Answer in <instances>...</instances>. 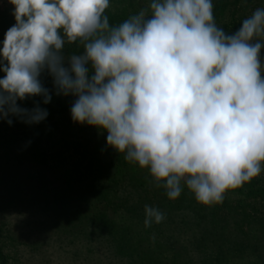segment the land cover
<instances>
[{
    "label": "clouds",
    "instance_id": "9594fccd",
    "mask_svg": "<svg viewBox=\"0 0 264 264\" xmlns=\"http://www.w3.org/2000/svg\"><path fill=\"white\" fill-rule=\"evenodd\" d=\"M15 23L0 47V120L39 124L58 96L74 123L106 132L107 146L146 170L176 200L204 206L259 176L264 164V8L228 33L212 0H151L112 25L110 0H9ZM82 47L66 55L68 45ZM144 226L164 221L144 206Z\"/></svg>",
    "mask_w": 264,
    "mask_h": 264
},
{
    "label": "rangeland",
    "instance_id": "374dc122",
    "mask_svg": "<svg viewBox=\"0 0 264 264\" xmlns=\"http://www.w3.org/2000/svg\"><path fill=\"white\" fill-rule=\"evenodd\" d=\"M150 2L110 0L106 15L116 25ZM212 2L215 20L225 15L221 10L235 8L245 19L264 8V0ZM12 11L9 0H0V47L15 23ZM81 51L75 44L65 49L66 55ZM41 79L51 102L37 96L17 103L32 109L39 102L47 118L32 125L0 120V264H236L229 253L235 236L262 230L249 220L251 209L264 211V164L222 204L204 206L186 187L169 200L146 170L107 146L106 132L72 121L74 97L56 95L47 74ZM146 204L159 208L164 221L146 228Z\"/></svg>",
    "mask_w": 264,
    "mask_h": 264
},
{
    "label": "trees",
    "instance_id": "16d2710c",
    "mask_svg": "<svg viewBox=\"0 0 264 264\" xmlns=\"http://www.w3.org/2000/svg\"><path fill=\"white\" fill-rule=\"evenodd\" d=\"M251 8L254 9V7ZM221 13L225 15L217 18L215 22L219 27L223 28L226 32L228 33L234 32L241 26L243 17L237 15L238 12L235 8L227 10L226 12L224 10L223 11L221 10ZM262 52L264 53V50H262ZM259 182L261 183L260 185L263 189L262 191H264V181H259ZM259 196L261 197V199H264V194H260ZM254 210L256 209L254 208ZM250 211H251L250 212L251 220H249V222L257 223L260 226V229H262L259 230L257 233L259 234L260 232H262V234L259 236L257 233H254L249 237L241 236V235L235 236L234 242L236 243L237 246L233 251L229 252L232 254L231 257L230 256L229 257L232 258L231 259L232 261L236 259L235 260L236 262L234 261L236 264H264V260L260 258L262 256L258 254L260 242L263 241L262 236L264 235V230H263L264 211L258 210L256 213H252L253 211L252 209ZM224 217H221V219H219L220 223L221 222L227 223V219ZM250 225H254V224L250 223Z\"/></svg>",
    "mask_w": 264,
    "mask_h": 264
}]
</instances>
